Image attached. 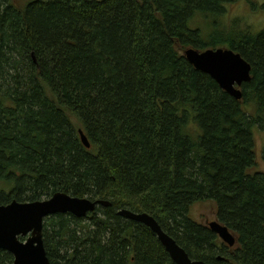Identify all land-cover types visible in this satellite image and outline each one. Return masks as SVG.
Listing matches in <instances>:
<instances>
[{
  "label": "trees",
  "instance_id": "trees-1",
  "mask_svg": "<svg viewBox=\"0 0 264 264\" xmlns=\"http://www.w3.org/2000/svg\"><path fill=\"white\" fill-rule=\"evenodd\" d=\"M224 3L0 0V204L54 193L109 203L44 221L52 264H174L120 210L152 216L190 259L264 264L252 134L264 128V29L220 30ZM223 45L251 67L240 100L183 56ZM208 201L235 236L230 252L189 218Z\"/></svg>",
  "mask_w": 264,
  "mask_h": 264
},
{
  "label": "water",
  "instance_id": "water-1",
  "mask_svg": "<svg viewBox=\"0 0 264 264\" xmlns=\"http://www.w3.org/2000/svg\"><path fill=\"white\" fill-rule=\"evenodd\" d=\"M183 56L195 70L213 79L222 91L235 100L241 99V87L251 79V67L238 53L221 48L214 50L208 48L203 52L187 49L183 52ZM79 136L83 146L89 149L87 137L81 130ZM98 205L107 207L109 203L55 193L51 199L44 202L32 204L14 202L9 206L0 207V249L14 255V264H50L42 242V219L66 213L83 218L93 213ZM118 215L149 228L174 264H206L202 261L190 260L184 249L161 229L152 216L129 210H120ZM207 227L228 247L234 246L236 240L225 226L216 221L210 222ZM29 232L31 237L25 244L16 240L17 235L24 237Z\"/></svg>",
  "mask_w": 264,
  "mask_h": 264
},
{
  "label": "rangeland",
  "instance_id": "rangeland-1",
  "mask_svg": "<svg viewBox=\"0 0 264 264\" xmlns=\"http://www.w3.org/2000/svg\"><path fill=\"white\" fill-rule=\"evenodd\" d=\"M12 1L17 7H21L26 2V0ZM263 3L264 0H225L224 12L220 20L218 19L219 29L229 32L230 26L233 25L237 28L248 26L253 32L264 29V10L259 9V5ZM252 134L256 153L255 171L264 173V128L257 127L252 130ZM189 218L204 226H207L210 222H216L214 202H201L191 206Z\"/></svg>",
  "mask_w": 264,
  "mask_h": 264
},
{
  "label": "flooded vegetation",
  "instance_id": "flooded-vegetation-1",
  "mask_svg": "<svg viewBox=\"0 0 264 264\" xmlns=\"http://www.w3.org/2000/svg\"><path fill=\"white\" fill-rule=\"evenodd\" d=\"M260 6V10H264V3L262 4V5H259ZM248 27V26H247ZM242 29H245L244 27L243 28H241V30ZM240 31V30H239ZM219 48H221V49H229L228 48V46H225V45H223V46H221V47H219ZM219 48H217V49H219ZM230 50V49H229ZM234 52V51H233ZM55 194V193H54ZM54 194H52L50 197H48V198H43V199H39V200H35V201H28V200H23V201H17V200H12V201H10V202H8V203H5V204H0V207H6V206H9V205H11L12 203H16L17 202V204H32V203H36V202H44V201H47V200H49V199H51L52 198V196L54 195ZM98 206H100V205H98ZM98 206H96V208L98 207ZM95 208V209H96ZM95 211V210H94ZM88 215V214H87ZM51 216H53V215H51ZM51 216H48V217H44L43 219H42V222H41V226L42 225H44V221L47 219V218H49V217H51ZM209 224V223H208ZM207 227V226H206ZM230 232V231H229ZM231 233V232H230ZM215 234V233H214ZM232 234V233H231ZM41 235H42V238H43V226H42V231H41ZM216 235V234H215ZM233 235V234H232ZM217 236V235H216ZM31 237V232H29L26 236H21V235H17L16 236V240L18 241V242H20V243H23V244H25L26 243V241H27V239L28 238H30ZM217 238L219 239V237L217 236ZM235 238V237H234ZM236 240V239H235ZM219 241H220V243L225 247V249H226V252H230L232 249H234V246H235V244H236V241H235V244H234V246L233 247H228L226 244H224L220 239H219ZM42 242H43V239H42ZM43 247H44V244H43ZM44 250H45V248H44ZM0 252H2L3 254H4V256H2V258L3 259H5V255H10L11 256V261H10V264H14V260H15V258H14V255L12 254V253H10V252H7V251H5V250H3V249H0ZM45 254H46V251H45ZM187 254V253H186ZM46 257H47V255H46ZM47 259H48V257H47ZM223 258L222 257H218V260H222ZM190 260H193V259H190ZM48 261L50 262V260L48 259ZM193 261H200V260H193ZM203 262V261H202ZM205 263V262H204ZM50 264H52V262H50ZM207 264V263H206Z\"/></svg>",
  "mask_w": 264,
  "mask_h": 264
},
{
  "label": "bare ground",
  "instance_id": "bare-ground-1",
  "mask_svg": "<svg viewBox=\"0 0 264 264\" xmlns=\"http://www.w3.org/2000/svg\"><path fill=\"white\" fill-rule=\"evenodd\" d=\"M201 52H203V51H201Z\"/></svg>",
  "mask_w": 264,
  "mask_h": 264
}]
</instances>
